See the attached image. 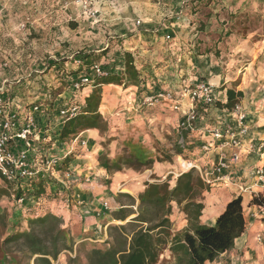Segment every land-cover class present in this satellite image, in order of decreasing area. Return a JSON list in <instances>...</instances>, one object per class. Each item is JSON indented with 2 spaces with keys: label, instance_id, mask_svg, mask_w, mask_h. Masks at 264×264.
Returning a JSON list of instances; mask_svg holds the SVG:
<instances>
[{
  "label": "crops",
  "instance_id": "1",
  "mask_svg": "<svg viewBox=\"0 0 264 264\" xmlns=\"http://www.w3.org/2000/svg\"><path fill=\"white\" fill-rule=\"evenodd\" d=\"M29 3L30 11L24 16H22L23 14H13L9 10L6 12L3 7H0V37L4 38L10 36L13 40L9 42L10 45L0 46V88L5 85V82L12 83L11 81L13 80L20 81L21 79H27L33 72L41 71L45 60L54 57V55L63 59L69 58L80 51L91 52V50H94L93 46L95 45L88 44L85 46L83 44H85L86 41L82 42V40L88 38V34L92 31H84V29H93L94 24L98 20L97 17L103 22L97 24L96 29L105 23L106 26H109L108 28H111V32L117 34V38L122 36L127 37V34L135 31L133 34L128 35L127 38L134 42L136 40L137 44L144 39L163 38V35L158 34L159 32L157 34L153 32L154 27L159 24L161 26L157 30L163 31L166 29L168 33L169 29L174 31L173 27H179L180 32L178 31L177 33L182 34L180 37L182 38L181 43L186 44L187 49L195 47V43L198 39H201L198 35L200 33L205 34V32H200L201 30L197 29V22L204 19L200 7L203 6V4H207L206 8L209 9L207 13L209 16L203 21L205 31L211 32V29H215V33L217 34L225 32V34H227L226 39H228V41H226V43H228V46L224 45V48L229 50L230 55L232 52L233 54L241 52L245 60L241 64H238L237 59L231 58L230 62L227 64L228 72L223 73L222 65L218 62H209L207 59L208 54L198 53L194 48L192 51L188 52L189 54L191 53V55L188 56L187 54L185 58H181L182 68L180 72L185 74L186 79L191 82L204 80L213 84L222 96L225 97L226 86L222 89L220 86H223L231 79L229 75L231 74L230 71H233L232 73L237 76L233 81L235 82L238 80L235 89L243 92V97L239 102V106L245 111V121L248 127V132L244 139L253 140L254 143L259 141L264 142V0H210L207 3H201V1L196 0L189 3L190 6H194L193 13L188 10H181V12L176 13V15H172L170 9H167L168 11L165 10L160 1L98 0L93 1L91 8L92 10H96L95 18L88 15L82 7L78 5L76 0H30ZM173 4L177 5V2H171L170 5L172 6ZM222 15L224 16L222 17ZM251 15L256 26L253 29H247L243 24H245L246 18L251 17ZM170 18L172 20H170ZM217 19L220 20L221 23H223V21L225 22L216 27L212 26L213 23L217 22ZM240 20L243 21L242 30L238 31L236 28L234 33L228 32L229 24H233L234 22L238 23ZM70 21L77 23L76 27L79 28V33L81 31V37H75L73 34H69L68 37L67 31H70ZM136 21H139V24H136ZM99 30H101L97 32L99 35L107 33L102 29ZM62 32L66 34L63 38L60 37V33ZM70 40L75 43L74 46L69 44L67 47L64 46L62 48L60 43H65ZM124 41L127 42V40ZM210 44L214 47L216 46V41L211 40V42L206 41L203 43V45L208 48H210ZM198 45H200V43L197 42L196 46ZM170 46L171 50H175L174 47H179V44L173 42ZM121 47L122 46L118 45L119 54L117 56L115 55L114 59H111V62H118L116 66L120 67L123 63V51L125 50ZM129 49L132 50L131 47ZM114 50H117L116 47ZM131 55L135 62V53H131ZM102 59H105L104 55L101 56L98 62L102 63ZM68 62L70 63L69 60H66L64 63L68 64ZM104 62L108 64L109 60ZM174 64L175 63H172L169 68L172 69ZM71 67L70 69L76 68L74 64ZM47 75V73L44 74V76ZM76 75H78V73L74 74V76ZM158 83L159 80L146 82L145 89H143L145 90L144 93H151L154 95L150 96H155L157 92L160 91ZM148 85H151L149 87L150 90L147 89ZM109 86L119 87L121 90H127L129 88L137 90V87L124 88L122 85L114 84L101 86L103 96L99 105V112L104 119L108 120L110 123V116H112L114 111V106L111 103L115 95L111 93L112 89L111 91L110 89L106 91L105 88ZM91 89L92 87H89L86 94H88ZM36 93L37 92L34 90L30 91L29 94L33 95ZM131 93L133 96L128 99V102L134 100L136 95L133 91H131ZM33 97L35 101L39 99L40 95L38 98L36 95H33ZM125 97H127V95ZM125 106L129 109L132 107L130 103H126ZM170 115V112H167L166 117L158 115V118H168L175 121L177 124L182 116L180 115V117H178L174 112L172 116ZM213 115L216 116L218 113L214 112ZM220 118L223 120L222 115H219L217 119L219 120ZM211 119L212 117L208 115L204 116L203 119L196 123L195 127L190 130L185 138L181 135L182 142H184L181 146L185 147V151H188L189 161L203 163L206 160L207 162H212L216 161L221 154H228V149L213 145H211L207 152L201 151L200 146L205 143V141L209 140L207 123H211ZM38 120H41L42 124L48 123V121L50 124L48 115H40ZM77 136L85 138L82 140L87 141V146L79 149L78 153H71L72 159L70 167L73 168V171L71 170L70 178H72V183L69 186H65V188L71 189V191H69L72 197L69 203L70 207L66 203L67 200L61 195L65 192L68 193L62 184V186H59L58 192L55 193L57 195L55 198L43 199L32 196L31 198L29 197L26 203L34 206L38 214L50 212L61 217L63 220V227L68 228L71 234L78 235L79 241H102L107 238L106 226L114 221L111 214L105 213L103 209H110L111 202H114L115 207L111 209L116 210L120 204L115 197L116 191H114L115 189L112 186L114 180L126 186L124 191L126 190L125 192L134 198L136 204L138 202L137 195L143 190L144 183L153 181L150 176L156 173L159 176V180H163L164 173L160 175V172L157 171L159 170L161 174L162 172L166 174L170 169L166 168L165 162L156 160L153 162L150 169L135 171L131 168H124V170L108 176L97 161L99 149L96 147H99V139L101 138L100 133L94 129H87L79 132ZM57 140L59 141V139ZM70 141L72 142L73 138H71ZM64 142H60V144ZM178 142H181V140ZM74 143L76 144V142ZM150 151L151 149L148 148L147 153L150 154ZM258 164H260V161H258L255 153L246 155L242 151L241 160L238 164L240 173H246L247 170ZM181 173L182 172L175 174L178 176ZM160 176L162 178H160ZM102 177L107 181L109 180L110 186H103L98 183L101 181L100 179H102ZM120 177L123 179H120ZM121 180L123 181L121 182ZM248 183L252 182L248 181ZM49 185V188H56V184L53 182H49ZM251 185H253V188L264 197V184L258 182L256 185ZM228 192H230V190H228ZM229 195L230 197L228 200L223 203V208L226 202L234 198L231 192ZM249 200L248 197L247 200H242V204H245V206H243L245 229L243 233L236 238L234 247L206 264H264V227L262 224L264 213L258 206L253 204L249 205ZM104 202H107V208L104 207ZM211 206L212 196L208 198L202 210V214L199 217L201 224H207L206 221L210 216L212 219L216 220L218 214L223 210L222 208L220 212L214 213ZM102 220L106 222H102ZM173 226H175V230L186 227V219L184 218L178 226H176V223H174ZM97 232L102 234L101 238L97 239V237H95V239H93V237H91L92 234ZM257 235H261L260 241L257 240Z\"/></svg>",
  "mask_w": 264,
  "mask_h": 264
},
{
  "label": "trees",
  "instance_id": "2",
  "mask_svg": "<svg viewBox=\"0 0 264 264\" xmlns=\"http://www.w3.org/2000/svg\"><path fill=\"white\" fill-rule=\"evenodd\" d=\"M196 1V0H192ZM207 3L210 0H199ZM191 3V0H190ZM94 52H78L71 56V60L79 58L83 65L74 69L66 70L65 75H59L58 71L48 76L51 83L50 90H56L74 79L75 73L86 72L93 62L99 59ZM66 62L57 61L56 64ZM63 64L61 67H63ZM106 64V63H104ZM110 67L108 74L92 80V89L86 96L80 94L68 96L70 104L80 105L78 112L65 120L60 125L57 138L64 142L79 132L87 129L97 130L100 134L109 131V122L99 112V105L103 96L101 86L106 84L122 85L124 88L139 87L143 83L140 71L134 62V58L128 52L123 53V63L120 69ZM55 73L58 74L54 78ZM77 77V76H76ZM69 78V79H68ZM40 82H44L42 79ZM54 84V85H50ZM237 82L226 86V101L217 102L221 108H232L239 104L243 92L236 90ZM48 89V88H47ZM49 103L61 94L57 91ZM189 130H183L186 137ZM180 145H173L174 154L189 159L188 151ZM159 150V149H158ZM124 157L110 158L107 154L98 153L99 166L105 170L108 176L121 171L124 167L135 171L150 169L154 161L166 162L172 160V155L162 151L158 158L147 153L143 146L135 144L132 140L124 142ZM160 151V150H159ZM71 152L66 154L56 170L65 173L71 170ZM153 181L144 183V188L137 195V204L132 196L127 193H119L116 197L120 203L119 207L111 213V217L119 221V224H108L106 226L107 238L102 241L88 243L80 241L74 249V241L67 228L63 226L61 217L50 212L37 213L36 208L27 205L31 211V217L26 219L27 230L14 231L6 238L9 241L21 240L22 245L33 257V264H55L57 256L62 251H68L69 255L63 264H206L215 260L220 254L231 250L245 229V218L243 212L242 197L237 196L226 202L223 210L218 214L214 225L201 224L199 217L202 214L204 203L202 192L208 187L195 174L194 169L181 173L170 185V180L153 178ZM6 188L13 189L14 199L23 197L25 202L31 198L50 199L55 198L59 184L56 180V188H49V183L42 179H30L22 183H13L3 180ZM109 182V180L107 181ZM7 194L5 188L0 189V196ZM121 198H126L122 202ZM173 204L184 214L187 226L175 230L170 216L173 212ZM249 205H264V197H253L248 201ZM134 206L136 207L134 209ZM32 207V208H31ZM30 213V212H29ZM6 214L0 212V223L5 226ZM74 253L72 256L71 254ZM0 264H8L5 256L0 257ZM59 264V263H57Z\"/></svg>",
  "mask_w": 264,
  "mask_h": 264
},
{
  "label": "rangeland",
  "instance_id": "3",
  "mask_svg": "<svg viewBox=\"0 0 264 264\" xmlns=\"http://www.w3.org/2000/svg\"><path fill=\"white\" fill-rule=\"evenodd\" d=\"M30 0H0V7H3L4 10L7 12L8 10L12 12L13 14L16 15H22L24 16L26 13L30 11ZM78 5L81 6L84 0H76ZM154 1H160L161 5L164 7L165 10L170 9L172 11V15H176V13H180L181 10L183 11H193L194 6H190V0H154ZM171 2L176 3L177 5H170ZM192 2V0H191ZM220 2V1H219ZM163 3V4H162ZM170 3V4H169ZM207 4H203V6L200 7V11L202 12V15L204 16L203 20H200L197 22V29L201 30L200 32H205V34L200 33L198 36H200L201 39H198V43L200 45H197V42L195 43V47H190L187 49V45L181 43L182 36L181 33H177L178 31L180 32L179 27H173L172 31L169 29V33L171 35V38L169 40H166L164 38H155V39H144L141 40L137 44L136 40L131 41L128 39V35H131L133 33H129L126 36H122L120 38H117V34H114L111 32V28H108L109 26H106L105 23L104 25L100 26L98 29H96L97 24H101V19L97 17V22L94 24L93 29H84V31L87 30H92L91 33L88 34V38H84L83 41H86L85 44L83 45H95L93 46L94 50H91L94 52V54L99 55V59L96 60L98 62L101 59V56H105V59H102V63H106L104 61L109 60L108 64H104L106 66L109 65V67L116 66L118 62H111V59L115 58V55L117 56L119 53V48L118 45L122 46L125 50L124 52L128 53H135V63L137 65L138 70L140 71L141 76L143 77V83L140 84V86L135 90L134 88H129L127 90L115 87V86H109L106 87V91L108 89H112L111 93L115 95L113 97V102L111 103L114 106V111L112 113L111 121H110V128L109 131L106 134H100V139H99V147H96L99 149L98 153H104L107 154L110 158H118V157H124L126 155L124 151V142L132 140L135 144L143 146L146 151L147 149H151L150 155L154 156V158H158L161 154L162 151H166L170 155H172V160L171 161H166L165 165L166 168H169V172L165 174V172L157 171L160 172V175H163L164 177L163 180L168 177L170 180V185H173L175 178L177 177L175 173H180L182 172L181 168V163L182 160H188V158L184 159L183 157L174 154L172 151L173 145H182L184 142H178L180 141L181 135L183 136L182 131L184 129H181L180 127V119L178 120L177 124L175 121L168 119V118H158V115H162L163 117H166L167 112H170V116H172L173 111L169 108V105L166 101L160 100L155 104L148 105L147 102H144V99L146 97H149L150 95H154L151 93H144L145 90V83L146 82H152L153 80L157 81L159 80L158 85L160 86V91L157 93H163L166 91H178L179 87L185 85V84H191L192 82L186 79L185 74H182L180 72L181 67V58H185V55L189 54V51H192L194 48L196 52L201 53V54H208V61H212V63L218 62L220 65H222V70L223 73H227V64L230 62L231 58L237 59L238 64H241L245 59L243 58V55L240 53L232 54L230 55L229 50L227 48H224V45L228 46L226 41V35L225 32L221 34L215 33V29H211L210 31H205L204 29V24L203 21H205V18L209 16L208 11L209 9L206 8ZM168 11V10H167ZM5 12V13H6ZM99 13V12H98ZM224 15H222L223 17ZM226 18V17H225ZM167 19V18H166ZM168 20V19H167ZM170 20H172L170 18ZM232 20V19H231ZM233 21V20H232ZM225 21H223L224 23ZM220 20L217 19V22L213 23L212 26L216 27L221 24ZM242 23L243 21L240 20V22H234L233 24H229L228 26V32L234 33L237 28L238 31L242 30ZM245 27L247 29H253L255 28V23L254 19L251 15V17H247L245 20ZM77 23L70 21L69 27L70 31L68 32V37L69 34H73L75 37H81V31L79 33V28L76 27ZM161 25H157L154 27L153 32L158 33L159 35H165L166 29L163 31H158L157 29ZM78 28V29H77ZM102 29L103 31L107 32L105 34L99 35L97 32H100ZM110 29V30H109ZM139 29V27H138ZM74 30V31H73ZM214 34H213V33ZM176 34V36H175ZM65 32L60 33V37H64ZM93 37V38H92ZM8 38V39H7ZM96 38V39H95ZM12 37L6 36L4 38L0 37V46H7L10 45L9 42H11ZM124 40H127L124 41ZM211 40L216 41V46H212L210 44V48L207 46H204L203 43L208 41L211 42ZM13 41V40H12ZM131 41V42H130ZM57 42V41H56ZM173 42H176L179 44L178 46H175V50H171V44ZM13 43V42H12ZM58 43V42H57ZM72 45L74 46V42L72 40L65 42V43H60L62 48L67 45ZM117 44V45H116ZM218 45V46H217ZM82 46V45H80ZM116 47L117 50H114ZM121 47V48H122ZM126 47V48H125ZM132 48L130 50L129 48ZM178 47V48H177ZM98 50V51H95ZM132 51V52H130ZM83 52V51H81ZM11 53V52H10ZM53 55V54H52ZM73 56V55H72ZM234 56V57H233ZM133 57V56H132ZM50 60V61H49ZM70 61V63H60L63 64V69L60 64H56L57 61ZM172 63H175L173 68L171 67ZM73 65V62L71 60V57L69 58H60L59 56L50 57L49 59L45 60L44 65L41 68V71L39 72H33L31 76H28L27 79H21L20 81H11L10 82H5V85L7 87L6 91H3L1 95H6L8 90H10V86H12V91L14 94H17L19 98L22 100L23 104L25 103H32L34 101L33 95L38 94H43L44 92H51L52 97L55 95L57 91H61V96L57 101L54 103L53 110L48 111L49 113V119H50V124L49 121L48 123H43L41 124V127L44 129L43 134L45 137L48 136V139H52L53 142L50 147V152H54L57 155L63 156L69 152L73 153L79 152V149L83 148V145L79 143V140L85 139L83 137H79L78 142L76 144L72 141H70V138H67L63 144H60V140H57V132L59 130V127L61 124V121L58 119V106L62 103L61 101L65 98L68 97L71 93L70 85L66 84L65 82H61L62 86L60 88H57L56 90L51 91L49 83L51 81H48V77L50 74H54L55 71H58V74L60 75H65V71L69 70L72 68L71 66ZM120 68V66H116V69ZM115 69V68H114ZM233 72V71H232ZM230 71V80L224 85L231 86L237 76ZM48 74L47 76H44V74ZM55 73L54 78H57V75ZM40 75V76H39ZM76 76H79L76 75ZM75 76V77H76ZM40 77V78H39ZM167 77V78H166ZM148 80H147V79ZM41 79L44 82H40ZM64 80H67V76H63ZM69 79V78H68ZM239 79V78H237ZM233 81V82H232ZM235 82H238L236 80ZM68 83L70 84V79L68 80ZM21 84V86H20ZM54 85V84H50ZM151 85H148V88L150 90ZM221 87V86H220ZM48 88V89H47ZM36 91V94H29L30 91ZM125 90V91H124ZM29 91V92H27ZM131 91L135 92V97L134 100L131 102H128V99L133 96ZM88 92V88L85 89V91L81 92V96H86ZM144 94V95H143ZM127 95V97H125ZM143 95V96H142ZM49 94L47 100H42V99H36V102L43 101L49 103ZM53 100V99H52ZM126 103H130L132 107L131 109L127 108L125 106ZM110 104V103H109ZM169 110V111H167ZM172 112V113H171ZM45 114L47 113L44 112ZM40 116V114L34 115L35 119ZM180 117V115H177ZM190 131V130H189ZM185 138V137H184ZM85 146H87V141H85ZM74 147V150H73ZM182 147V146H181ZM160 151H159V150ZM95 152V150H94ZM200 161V160H198ZM204 162H207L206 160ZM186 167V164L183 163ZM126 168V167H124ZM124 168L122 170H124ZM165 168V169H166ZM73 171V168H71ZM69 170V171H71ZM121 170V171H122ZM174 172V173H170ZM195 172V171H194ZM65 173H60L57 171L56 176H49L43 179V182L46 183V185L51 182V180H56L59 184H62L65 188V186H69L72 183V178H67L65 176ZM196 174V173H195ZM197 175V174H196ZM104 177V176H103ZM100 179L101 181L98 182L99 184H102L103 186H110L109 182H106L105 178ZM151 179L153 178H159L158 174L153 173L150 176ZM160 178H162L160 176ZM120 179H123L120 177ZM154 180V179H153ZM63 181V182H61ZM123 180H121L122 182ZM124 183V182H123ZM122 183V184H123ZM112 186L114 187L115 197L119 193H126L123 191L126 186L121 185L117 183L116 180H114ZM102 187V186H101ZM5 188L7 190V194L1 195L0 196V212L6 214V222L5 226H3L0 223V257L5 256L7 259L8 264H33V257H30L29 252L27 249L22 245L21 240L19 241H9L6 243V238L8 235L12 234L14 231H22V230H27V224H26V219L31 217V211H33V206L30 208L27 207V203L24 201L23 203L17 202L14 199V194H13V189L11 188H6V183L0 178V189ZM68 193H63L62 197H64L65 200H67V204L70 207L69 203L72 199L71 191L70 188H65ZM122 190V191H121ZM230 192H228V189L224 187H208L207 190H204L202 192V202L205 203L207 202L208 198L212 196V209L214 213H218L222 210L223 208V203L228 200L230 197L229 195ZM66 196V197H65ZM61 197V196H60ZM243 200H247V197H243ZM122 202H126V198H121ZM102 203V202H101ZM137 204V203H136ZM245 206V204L243 205ZM115 207V203L111 202V208ZM103 209L105 213L111 214L113 211L112 209ZM136 207L134 206V209ZM30 212V213H29ZM185 218L184 214L179 210L178 206L176 204H173V212L170 216V219L174 223H176V226L183 221ZM102 222H106L105 220H102ZM215 220L212 219V217H208V220L206 221L208 226L214 225ZM119 221L114 220L110 224H119ZM63 227V226H62ZM173 229H175V226H173ZM69 234L71 235L73 241H74V246L73 248L75 249L77 244L80 242L78 240V235L76 234H71L70 230L67 228ZM95 235V236H94ZM101 233L97 232L92 234L91 237L95 239L101 238ZM85 243H87V247H89L88 243H91V241L86 240ZM69 255L68 251H62L61 253L58 254L57 260L55 261V264H63L66 261L67 256ZM72 256L74 253L71 254Z\"/></svg>",
  "mask_w": 264,
  "mask_h": 264
},
{
  "label": "built area",
  "instance_id": "4",
  "mask_svg": "<svg viewBox=\"0 0 264 264\" xmlns=\"http://www.w3.org/2000/svg\"><path fill=\"white\" fill-rule=\"evenodd\" d=\"M93 1L98 0H84L81 7L88 15L95 18L96 10L91 9ZM135 23L139 24V21ZM163 38L169 40L171 35L166 33ZM73 64L76 67L83 65L79 58H75ZM109 68V65L94 62L86 72H81L79 76L70 79L71 96L92 87V80L106 76L111 70ZM6 89V85L0 88V178L13 183H22L30 179L43 180L49 176H56V166L66 154L60 156L53 151L50 152L53 140L44 136L42 122L35 119L34 115H44L46 111L45 115H49L48 111L53 110L54 103L61 94L50 104L43 101L23 104L19 96L12 91V86L6 95H1ZM36 96L47 100L48 92ZM67 98L65 97L58 106L57 116L61 124L74 116L80 107V105L70 104ZM160 100L166 101L174 113L182 115L179 121L180 128L184 130L193 129L196 123L206 115L212 117L211 123H207L210 141L207 140L200 146L201 151L207 152L211 145L228 149V154H221L216 161L212 162L182 160V173L194 169L205 186L209 188L225 186L234 197L240 196L242 200L244 196L249 199L261 196L251 184L256 185L258 182L264 184V142L254 143L253 140L244 139L248 127L245 111L239 104L232 108L217 106L216 103L225 102L226 97H223L213 84L204 80L185 84L179 87L178 91L169 90L146 97L144 102L151 105ZM214 112L218 115L214 116ZM219 115L223 116V120L217 119ZM72 138L74 142L79 140L77 135ZM180 140L182 141V136ZM79 143L85 147L84 140H79ZM242 151L246 155L255 153L260 161V164L250 168L246 173H240L238 169ZM183 163L186 164V168ZM65 176L70 178L71 171H67ZM24 201L23 197L17 199L20 203ZM103 205L106 208L108 206L107 202ZM258 207L264 213V205ZM262 224L264 227V217ZM257 240H261V235H257Z\"/></svg>",
  "mask_w": 264,
  "mask_h": 264
},
{
  "label": "bare ground",
  "instance_id": "5",
  "mask_svg": "<svg viewBox=\"0 0 264 264\" xmlns=\"http://www.w3.org/2000/svg\"><path fill=\"white\" fill-rule=\"evenodd\" d=\"M183 165H184V164H183ZM184 167H185V165H184ZM186 167H187V166H186ZM186 167H185V168H186ZM121 191H122V190H121ZM123 191H124V190H123ZM125 191H126V190H125Z\"/></svg>",
  "mask_w": 264,
  "mask_h": 264
}]
</instances>
